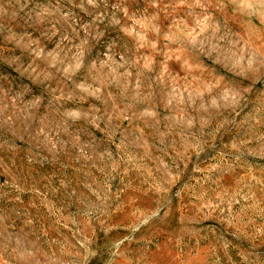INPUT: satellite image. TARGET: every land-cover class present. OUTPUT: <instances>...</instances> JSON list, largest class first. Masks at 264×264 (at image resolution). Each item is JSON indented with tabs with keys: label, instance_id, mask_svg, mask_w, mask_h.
Instances as JSON below:
<instances>
[{
	"label": "rangeland",
	"instance_id": "rangeland-1",
	"mask_svg": "<svg viewBox=\"0 0 264 264\" xmlns=\"http://www.w3.org/2000/svg\"><path fill=\"white\" fill-rule=\"evenodd\" d=\"M0 264H264V0H0Z\"/></svg>",
	"mask_w": 264,
	"mask_h": 264
}]
</instances>
